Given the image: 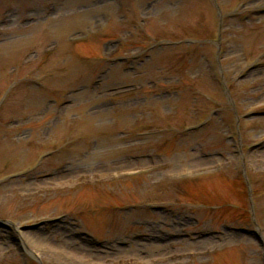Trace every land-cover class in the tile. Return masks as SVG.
I'll list each match as a JSON object with an SVG mask.
<instances>
[{"label":"rangeland","instance_id":"374dc122","mask_svg":"<svg viewBox=\"0 0 264 264\" xmlns=\"http://www.w3.org/2000/svg\"><path fill=\"white\" fill-rule=\"evenodd\" d=\"M0 264H264V0H0Z\"/></svg>","mask_w":264,"mask_h":264},{"label":"water","instance_id":"95a60500","mask_svg":"<svg viewBox=\"0 0 264 264\" xmlns=\"http://www.w3.org/2000/svg\"><path fill=\"white\" fill-rule=\"evenodd\" d=\"M28 227H30V226H28ZM26 229H27V227H25Z\"/></svg>","mask_w":264,"mask_h":264}]
</instances>
